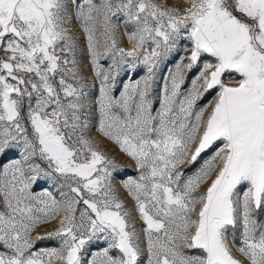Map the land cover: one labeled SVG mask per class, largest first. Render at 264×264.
<instances>
[{
	"label": "snow or ice",
	"instance_id": "1",
	"mask_svg": "<svg viewBox=\"0 0 264 264\" xmlns=\"http://www.w3.org/2000/svg\"><path fill=\"white\" fill-rule=\"evenodd\" d=\"M0 264H264V0H0Z\"/></svg>",
	"mask_w": 264,
	"mask_h": 264
},
{
	"label": "rangeland",
	"instance_id": "2",
	"mask_svg": "<svg viewBox=\"0 0 264 264\" xmlns=\"http://www.w3.org/2000/svg\"><path fill=\"white\" fill-rule=\"evenodd\" d=\"M80 2L83 3L85 2V0H80ZM160 2H165L167 4H179L181 3V0H160ZM69 7H70V10H75V0H69ZM71 27L73 31L74 41L76 42L77 47H78L77 59L80 61L82 65L81 75L85 77V82L87 84V90L92 94L93 98H98L99 81L96 80L95 74L92 71H90V63H89L88 53L86 49V38L83 35L82 29L79 26L78 22H76L74 19H73ZM117 39L121 47H124L127 50L131 49V45L127 43V37L126 35L123 34L122 28H121L120 33L117 36ZM100 63L104 65L105 67H107L110 61L101 60ZM164 74L166 75V73ZM145 75H146V71L142 65L138 66L134 70L133 69L124 70L122 66L121 75L118 78L122 82L120 85L121 90H122L123 83H127L129 80H133V79H141ZM214 95H215V92L213 91L211 94L206 96L203 101H200V103L202 104L207 103L209 100L213 98ZM91 135L99 141L101 150L105 151L107 154L114 157L117 160V162L121 165V168L123 169V171L120 173L121 175H124L125 178L128 175H135V169L132 166V162L124 154L119 152L118 147L115 144H113L112 142L106 139L101 138L95 130L92 131ZM7 162L8 161L5 160V163ZM187 167L188 166L186 165L185 168L187 169ZM45 189L51 190L53 192L56 191V189L53 188L52 185L48 183L47 181H40L38 185L35 186L34 190L36 193H39ZM127 207L131 209L132 207L131 200L127 201ZM56 223H58V221L53 222L52 224H49V225L40 226L37 230V234H44L52 230L55 227ZM139 225H140V222L137 221V226ZM58 246H59V242L55 239L43 240L38 244V248H52V247H58ZM96 250L97 248L95 245L91 246L90 251H96ZM233 252L235 255L239 257V253H236L235 249H233Z\"/></svg>",
	"mask_w": 264,
	"mask_h": 264
}]
</instances>
